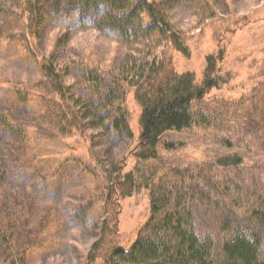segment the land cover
Masks as SVG:
<instances>
[{
  "label": "rangeland",
  "instance_id": "374dc122",
  "mask_svg": "<svg viewBox=\"0 0 264 264\" xmlns=\"http://www.w3.org/2000/svg\"><path fill=\"white\" fill-rule=\"evenodd\" d=\"M162 1L192 49L190 58L178 56L179 64L201 78L205 57L218 45L219 22H208L200 0ZM212 3L222 18L250 15L254 25L227 47L224 71L232 75L230 83L195 102V115L202 124L166 133L158 146V159L137 163L128 158L126 170L135 172L141 188L121 203L120 243L125 247L136 242L150 218L147 187L151 181L177 180V173L190 171L222 192L232 187L237 207L246 206L248 199L264 198V133L251 135L256 120L264 117V86L259 95L258 80L264 71V0ZM45 15L38 26V44L49 59L59 62L69 96L72 100L97 99L85 79V68H97L109 78L116 76L129 58V46L82 21L70 26L55 14ZM24 29L22 16L17 34ZM16 40L0 48V108L10 109L23 123H34L35 129H29L21 141L20 135L5 130L0 121V224L6 217L17 222L14 246L10 250L1 245L0 256L4 259L5 250L6 264H88V253L105 218L106 186L116 174L118 159L138 143L141 107L134 89L127 86L123 93L116 89L114 96L105 98L110 113L90 112L84 123L85 137L63 139L55 128L52 90L36 58ZM39 85L45 91L41 90V96L33 88ZM231 152L246 157L245 166L233 173L215 164ZM218 207L213 203L207 209Z\"/></svg>",
  "mask_w": 264,
  "mask_h": 264
},
{
  "label": "trees",
  "instance_id": "16d2710c",
  "mask_svg": "<svg viewBox=\"0 0 264 264\" xmlns=\"http://www.w3.org/2000/svg\"><path fill=\"white\" fill-rule=\"evenodd\" d=\"M200 5L205 6L208 22H219L218 45L205 57L201 78L179 64L178 56L188 59L192 49L170 20L162 0H0V48L17 39L24 51L36 58L56 101L55 128L63 139L85 137L84 123L90 119V112L110 113L105 98L114 96L116 89L120 93L127 86L134 89L141 107L138 143L118 159L116 174L106 186L105 218L101 234L88 253V264H264V198L248 199L246 206L237 207L232 187L222 192L190 171L177 173V180L161 178L148 183L150 218L133 245L120 243L122 200L141 188L135 172L126 170L128 158L137 163L158 159V146L166 133L202 124L195 115V102L230 83L232 75L224 71L227 47L255 22L250 15L222 18L212 0H200ZM45 14H55L70 26H79L82 21L84 26H94L129 46V58L118 75L109 78L97 68H85V79L94 87L98 100L94 96L87 101L72 100L69 96L59 62L49 59L38 44V26ZM22 16L25 29L17 34ZM262 75L258 79L259 95L264 71ZM33 88L38 96L41 90L45 92L40 85ZM17 119L10 109L0 108L5 130L20 135L22 141L29 129H35L34 123ZM256 121V131L251 133L254 136L264 133V117ZM245 162V156L231 152L220 156L215 164L233 173ZM213 203L219 206L216 211L207 209ZM5 219L6 226L5 222L0 224V246L11 250L17 222ZM4 254L0 264L7 262L5 250Z\"/></svg>",
  "mask_w": 264,
  "mask_h": 264
}]
</instances>
